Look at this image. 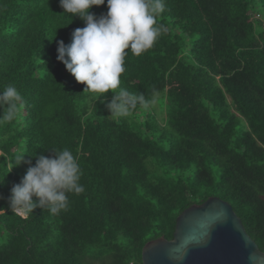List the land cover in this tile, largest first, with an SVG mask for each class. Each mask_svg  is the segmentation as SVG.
I'll return each mask as SVG.
<instances>
[{"label": "trees", "instance_id": "1", "mask_svg": "<svg viewBox=\"0 0 264 264\" xmlns=\"http://www.w3.org/2000/svg\"><path fill=\"white\" fill-rule=\"evenodd\" d=\"M64 11L0 0V90L23 97L0 121V264H143L144 246L173 239L179 215L210 197L264 251V0H164L153 47L125 58L120 88L137 98L126 117L111 116V90L84 93L57 59L59 41L85 27ZM91 11L106 15L107 0ZM57 149L78 157L85 191L57 215L13 214L30 166L14 158L34 166Z\"/></svg>", "mask_w": 264, "mask_h": 264}, {"label": "clouds", "instance_id": "2", "mask_svg": "<svg viewBox=\"0 0 264 264\" xmlns=\"http://www.w3.org/2000/svg\"><path fill=\"white\" fill-rule=\"evenodd\" d=\"M104 4L105 0H60L64 14L79 16L85 27L72 32L71 43L59 41L57 59L77 82L86 85L84 93L100 98L111 90L115 94L108 104L111 116L126 117L136 107L137 98L120 88L125 58L129 51L138 57L153 47L163 30L157 17L164 10V0H107V14L97 18L91 9ZM22 100L15 86L0 90V107L5 109L0 121L13 120ZM53 151L51 157L39 155L34 166L25 161V155L14 158L12 168L22 163L30 166L11 189L13 214L26 217L40 207L57 215L67 209L69 193L85 191L78 157L69 149Z\"/></svg>", "mask_w": 264, "mask_h": 264}, {"label": "water", "instance_id": "3", "mask_svg": "<svg viewBox=\"0 0 264 264\" xmlns=\"http://www.w3.org/2000/svg\"><path fill=\"white\" fill-rule=\"evenodd\" d=\"M142 258L143 264H264V251L231 204L210 197L179 215L173 239L149 241Z\"/></svg>", "mask_w": 264, "mask_h": 264}, {"label": "rangeland", "instance_id": "4", "mask_svg": "<svg viewBox=\"0 0 264 264\" xmlns=\"http://www.w3.org/2000/svg\"><path fill=\"white\" fill-rule=\"evenodd\" d=\"M153 104V107L155 108V110L157 111V112H162L163 111V109H161V105H162V103L160 102V100L159 99H156V100H154V102L152 103ZM163 114H164V111H163ZM166 116V115H165Z\"/></svg>", "mask_w": 264, "mask_h": 264}]
</instances>
